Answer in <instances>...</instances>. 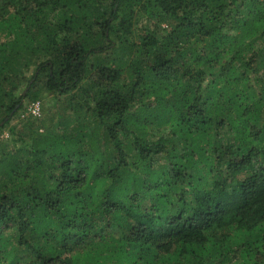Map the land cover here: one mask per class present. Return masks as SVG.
<instances>
[{
  "label": "trees",
  "instance_id": "16d2710c",
  "mask_svg": "<svg viewBox=\"0 0 264 264\" xmlns=\"http://www.w3.org/2000/svg\"><path fill=\"white\" fill-rule=\"evenodd\" d=\"M4 128L0 264H264V0H0Z\"/></svg>",
  "mask_w": 264,
  "mask_h": 264
},
{
  "label": "rangeland",
  "instance_id": "374dc122",
  "mask_svg": "<svg viewBox=\"0 0 264 264\" xmlns=\"http://www.w3.org/2000/svg\"><path fill=\"white\" fill-rule=\"evenodd\" d=\"M143 22H139L135 29L138 31ZM165 27V24L163 25ZM54 95L47 92H41L39 95V98L37 100H30L25 99L24 100V106L23 108L18 112V114L13 118L11 121V125H21L23 122L27 120H36V121H46L47 127H51L53 123L49 122L48 120H54L58 114V112L61 110V103L60 101L56 100V98H53ZM70 96L64 97V99L69 98ZM38 101L41 104V115L37 118H34L31 114H29L28 107L32 102ZM46 127H42L41 132H44ZM9 138V131L8 128H4L0 135V146L3 144L7 139Z\"/></svg>",
  "mask_w": 264,
  "mask_h": 264
},
{
  "label": "built area",
  "instance_id": "2783aa9c",
  "mask_svg": "<svg viewBox=\"0 0 264 264\" xmlns=\"http://www.w3.org/2000/svg\"><path fill=\"white\" fill-rule=\"evenodd\" d=\"M29 114H31L34 118H37L41 115V104L38 101L32 102L28 107Z\"/></svg>",
  "mask_w": 264,
  "mask_h": 264
}]
</instances>
